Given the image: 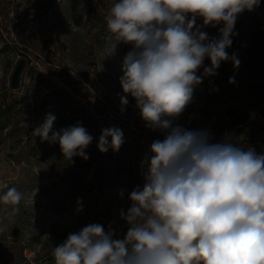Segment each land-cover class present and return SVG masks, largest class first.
<instances>
[{"label":"clouds","instance_id":"9594fccd","mask_svg":"<svg viewBox=\"0 0 264 264\" xmlns=\"http://www.w3.org/2000/svg\"><path fill=\"white\" fill-rule=\"evenodd\" d=\"M259 3L113 0L104 17L113 47L131 45L119 77V111L131 96L145 128L165 135L151 143L140 162L143 187L131 191V206L119 212L128 226L123 238H114L111 226L90 223L53 248L55 264H264V153L239 146L230 133L212 142L208 129L176 122L204 77L217 75L228 60L239 67L227 50L239 15ZM209 27L218 35L210 37L203 30ZM55 120L46 114L33 137L59 144L72 163L73 157L88 160L93 136L80 122L54 131ZM123 143V131L110 127L102 129L97 147L118 152ZM22 199L15 187L0 195V233L15 224ZM77 205L82 211V200Z\"/></svg>","mask_w":264,"mask_h":264},{"label":"rangeland","instance_id":"374dc122","mask_svg":"<svg viewBox=\"0 0 264 264\" xmlns=\"http://www.w3.org/2000/svg\"><path fill=\"white\" fill-rule=\"evenodd\" d=\"M112 3L113 0H0V108L12 109L6 131H18L5 143L0 141V195L10 187L23 193L15 224L0 233V264H55V260L48 261L54 247L48 243L49 237L78 232L90 223L103 225L104 218L110 219L104 227L115 229L114 238L125 235L127 224L119 212L131 206L129 194L138 186L140 162L145 154L139 147L140 137L152 143L163 140L165 134L145 128L131 96L126 111H119V77L131 45L120 43L113 47L117 41L104 19ZM235 31L238 35L233 44H248L252 37L264 32V0L253 11L239 15ZM217 35L215 29L210 37ZM18 58H24L26 65L18 89L11 91L8 78ZM209 64L205 60V66ZM202 72L201 68L198 75ZM207 79L204 77L194 88L191 103L176 122L187 129H208L212 142L230 133L234 142L247 148L242 140L250 131L264 139L260 134L264 118L256 119L254 127H233L229 131L220 108V118L213 123L216 109L205 108L203 88L210 87L204 84ZM49 113L56 116L54 131L80 122L93 141L102 129L110 127H119L124 136L130 131L134 134L131 152L127 153L122 145L111 162V168L125 165L124 173L93 192L101 207L89 208V201L71 189L73 181H65L69 170L79 164L77 157L72 163L64 159L59 144L33 137L34 128ZM91 180L89 175L84 185ZM78 199L83 203L79 212ZM3 207L0 203V209ZM103 208L106 211L101 214ZM2 215L0 212V219Z\"/></svg>","mask_w":264,"mask_h":264},{"label":"trees","instance_id":"16d2710c","mask_svg":"<svg viewBox=\"0 0 264 264\" xmlns=\"http://www.w3.org/2000/svg\"><path fill=\"white\" fill-rule=\"evenodd\" d=\"M201 23V20H197V24ZM203 30L207 31L210 36L215 29L209 27ZM227 51L229 56L233 53L237 55L240 60V65L238 68H234L231 60L222 62L220 68L217 70L218 74L208 77L204 84L210 85V87L208 89L203 88V92L206 94L205 108H214L216 109L215 113L222 108V118L228 120L226 125L229 131L233 127H245L247 125L254 127L253 124L256 119L264 118V32L252 37L248 44H232ZM230 77L235 78V83H229ZM44 102L45 100L40 104V109H43ZM46 110L52 109L47 108ZM11 115L12 109L10 106L4 107L3 111L0 108V141L3 143L11 137H15L18 132L16 129L6 131ZM218 116L217 113L215 119H213V123L219 120L220 117ZM132 128L134 129V127ZM237 131L240 132L241 128H238ZM99 137L97 136L85 150L89 159L84 160L81 157H77L76 160L79 161V164H75L69 170L67 174L68 179H65L67 184H71V181H73V185H70L71 189L75 192H80L82 198L84 200L86 198L89 201V208L91 206L96 208L101 207V205L97 206V201L94 200V197L97 200V197L93 195L95 189L100 191L108 183L110 178L122 175L126 169L125 165L111 168V162L116 152H113L111 149L106 153L100 152L97 147ZM218 141L219 139H215L214 142ZM133 142L134 134L131 131L129 133L126 132L123 146L126 147L127 153L131 152ZM242 142L249 147H253L257 153H264V139H258L253 131L245 134ZM89 175L92 180L89 184L84 185L83 181ZM104 205L102 204V206ZM102 211H106V209H101V214ZM104 219L103 226L107 228L110 219ZM127 228L128 226L126 225L123 233L126 234ZM70 233V231H66L59 236H51L49 237L48 243L55 248ZM52 252L53 249L50 253L51 256L48 258L49 262L54 261Z\"/></svg>","mask_w":264,"mask_h":264},{"label":"water","instance_id":"95a60500","mask_svg":"<svg viewBox=\"0 0 264 264\" xmlns=\"http://www.w3.org/2000/svg\"><path fill=\"white\" fill-rule=\"evenodd\" d=\"M25 65L26 60L24 58H18L16 60L8 78V88L11 91H16L18 89Z\"/></svg>","mask_w":264,"mask_h":264},{"label":"built area","instance_id":"2783aa9c","mask_svg":"<svg viewBox=\"0 0 264 264\" xmlns=\"http://www.w3.org/2000/svg\"><path fill=\"white\" fill-rule=\"evenodd\" d=\"M260 134L262 136H264V132L263 131H260ZM124 138H125V136H124ZM150 145H151V142H149L144 137H140L139 147H141L144 150L145 154H149L150 155V152H149ZM145 154H144V156H145ZM143 183H144V179H143L142 170H141V167H140V170L138 172V185L142 188L143 187ZM130 204H131V202H130Z\"/></svg>","mask_w":264,"mask_h":264}]
</instances>
